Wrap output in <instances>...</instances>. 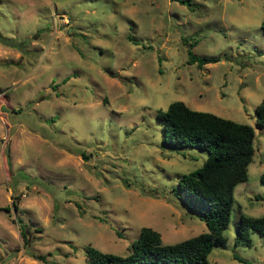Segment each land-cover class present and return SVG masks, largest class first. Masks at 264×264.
Wrapping results in <instances>:
<instances>
[{
    "label": "rangeland",
    "instance_id": "obj_1",
    "mask_svg": "<svg viewBox=\"0 0 264 264\" xmlns=\"http://www.w3.org/2000/svg\"><path fill=\"white\" fill-rule=\"evenodd\" d=\"M263 11L264 0H0V264H89L87 245L125 255L142 227L165 244L205 231L174 187L206 152L164 146L156 117L176 100L254 128L227 243L208 259L264 264V235L234 245L241 214L264 216ZM189 51L218 61L198 67Z\"/></svg>",
    "mask_w": 264,
    "mask_h": 264
},
{
    "label": "trees",
    "instance_id": "obj_2",
    "mask_svg": "<svg viewBox=\"0 0 264 264\" xmlns=\"http://www.w3.org/2000/svg\"><path fill=\"white\" fill-rule=\"evenodd\" d=\"M181 3L190 0H179ZM261 26L264 30V11ZM218 57L197 56L189 51L188 63L202 67ZM162 123V143L173 149L196 148L206 152V159L197 169L183 173L174 187L177 197L204 221L206 230L176 243L165 244L161 234L142 227L129 245V252L119 255L102 252L87 245L89 264H212L208 256L215 247H224L234 204V188L248 178V165L255 153L254 128L211 112L194 110L183 101L171 102L158 109ZM256 127L264 126V97L255 108ZM264 184V172L260 175ZM14 207L17 204L14 202ZM264 235V216L241 214L236 224L234 245L252 246L251 232ZM43 259L41 255L34 256ZM242 261L237 255H234Z\"/></svg>",
    "mask_w": 264,
    "mask_h": 264
}]
</instances>
